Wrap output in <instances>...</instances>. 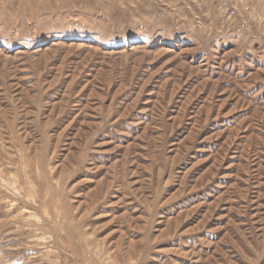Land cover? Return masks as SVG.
I'll use <instances>...</instances> for the list:
<instances>
[{
	"label": "rangeland",
	"instance_id": "rangeland-1",
	"mask_svg": "<svg viewBox=\"0 0 264 264\" xmlns=\"http://www.w3.org/2000/svg\"><path fill=\"white\" fill-rule=\"evenodd\" d=\"M0 264H264V0H0Z\"/></svg>",
	"mask_w": 264,
	"mask_h": 264
},
{
	"label": "bare ground",
	"instance_id": "bare-ground-1",
	"mask_svg": "<svg viewBox=\"0 0 264 264\" xmlns=\"http://www.w3.org/2000/svg\"><path fill=\"white\" fill-rule=\"evenodd\" d=\"M9 189V188H8ZM15 193V192H14ZM25 203V202H24ZM15 204V203H14ZM42 220V219H41ZM40 223V222H39Z\"/></svg>",
	"mask_w": 264,
	"mask_h": 264
}]
</instances>
